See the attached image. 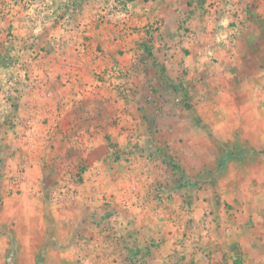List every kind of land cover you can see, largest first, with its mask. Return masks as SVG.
I'll return each mask as SVG.
<instances>
[{"label":"rangeland","instance_id":"1","mask_svg":"<svg viewBox=\"0 0 264 264\" xmlns=\"http://www.w3.org/2000/svg\"><path fill=\"white\" fill-rule=\"evenodd\" d=\"M263 4L0 0V264H264Z\"/></svg>","mask_w":264,"mask_h":264},{"label":"crops","instance_id":"2","mask_svg":"<svg viewBox=\"0 0 264 264\" xmlns=\"http://www.w3.org/2000/svg\"><path fill=\"white\" fill-rule=\"evenodd\" d=\"M254 6H256V5H254ZM262 7V6H261ZM260 7V8H261ZM263 7H264V4H263ZM176 8V7H175ZM259 8V9H260ZM252 9H254V8H252ZM258 9V10H259ZM87 59H89V58H86V60ZM86 60H85V62H84V60H83V62H82V65H84L85 63H86ZM90 60H87V62H89ZM100 62V61H99ZM98 62V63H99ZM89 69V72H92V70H91V67H88ZM86 69V68H85ZM83 71V70H82ZM38 75H39V78L43 81L44 80V76H43V72H41L40 71V73H38ZM47 75L49 76L47 79H49L48 81H45L46 83L47 82H52V79H55L57 82H58V89H64V90H66V89H68L69 87H71L73 84L72 83H78L79 81H81L80 80V77H77V76H75V75H73V76H70L69 74L67 75V73L66 74H64V73H59V72H57V71H53V70H51V72H49V73H47ZM67 80H68V82H67ZM45 83V84H46ZM39 84L40 85H44V83H41V82H39ZM84 87V86H83Z\"/></svg>","mask_w":264,"mask_h":264}]
</instances>
